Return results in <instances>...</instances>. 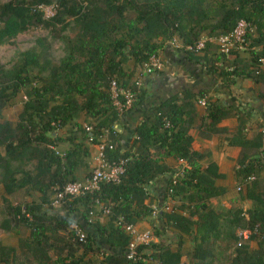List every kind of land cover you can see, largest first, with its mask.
I'll use <instances>...</instances> for the list:
<instances>
[{
	"label": "trees",
	"instance_id": "16d2710c",
	"mask_svg": "<svg viewBox=\"0 0 264 264\" xmlns=\"http://www.w3.org/2000/svg\"><path fill=\"white\" fill-rule=\"evenodd\" d=\"M40 6L55 7L54 15L45 18ZM240 20L256 28V36L249 39L248 57L238 51L222 54L210 43L202 55L180 52L225 87L236 80H251L264 102V70L259 67L264 58V0H0V46L42 28L52 39L62 41L65 51L55 65L38 52L44 49L39 40L37 47L20 53L11 68L0 65V118L7 103L20 93L26 98L16 122L0 120V185L6 196L19 191L39 194L37 201L16 206L1 197L7 214L1 228L10 231L17 220L29 235L18 241V248L0 242V264H169L181 259L182 236L191 244L188 264H264V179L260 177L264 173V121L248 137L249 110L224 106L206 98L207 91L190 89L147 110L123 149L115 125L143 101L146 91L142 87L137 102L121 115L110 93L111 82L120 89H133L142 64L162 51L163 43L172 37L190 45L205 36L227 35ZM69 30L76 33L74 39L66 37ZM202 98L206 106L199 117L195 102ZM81 115L90 131L78 122ZM229 118L237 119L234 129L219 127ZM67 127L68 132L60 137ZM192 129L202 139L218 136L239 149L234 175L242 187L238 191L241 200L251 202L245 212L212 207L211 201L227 192L216 184L224 175L215 162L202 167L211 154L192 150ZM104 140L109 161L127 160L120 182L102 184L98 194L64 205L62 214L44 209L54 188L82 179L79 175L88 169L91 147ZM167 160H181L189 167L175 183L174 167ZM251 176L254 180L245 183ZM159 177H166V192L172 191L170 211H161V226L153 227L158 241L139 247L142 260H129L126 250L131 238L117 219L133 225L148 221L152 201L147 187ZM97 199L111 209L105 222L92 218L94 210L99 211ZM74 225L84 232L85 243L73 241ZM255 229L240 247L235 246L238 231ZM167 230L178 233L176 251L170 249ZM228 242L234 248L226 256L221 243ZM90 254L98 255L99 261L86 259Z\"/></svg>",
	"mask_w": 264,
	"mask_h": 264
},
{
	"label": "crops",
	"instance_id": "0c3cea01",
	"mask_svg": "<svg viewBox=\"0 0 264 264\" xmlns=\"http://www.w3.org/2000/svg\"><path fill=\"white\" fill-rule=\"evenodd\" d=\"M161 56L163 60L162 70L152 76L147 77L144 80L143 88L146 91L145 98L140 104L135 106L125 115L121 116L118 121L116 132L118 141L123 149H126L129 146L136 126L147 110L162 104L172 96H179L182 94V92L190 89H192L195 93H198V91L201 90L207 91V98L213 97V100H218V102L224 106H233L239 107L240 109L249 110L251 113V122L250 129L247 133L248 137L252 136L257 123L264 121V102L259 100L257 95L258 88L251 80H236L234 84L230 85L229 87H225L223 86V83L220 79L215 80L214 78L206 75L202 66L190 62L187 57L182 52H180V50L164 46L161 51ZM229 58L232 57L228 56V59ZM217 65L219 66L220 64ZM195 103L198 116L202 117L204 115L205 107L197 105V102ZM236 125L237 119L229 118L223 120L219 124V127H226L229 130H232L236 127ZM262 130H264V128ZM58 135L60 137L64 136V134L62 135L61 133ZM190 135L193 138L192 150L197 152L209 151L211 154L208 160L201 163L202 167L205 168L209 162H215L218 166L219 173L224 175V178L218 180L216 183L219 186L225 187L227 191L223 197L218 199V201L225 200V206L222 205L220 210L232 209V207H227L226 200L233 198V194L231 193L233 192V184H236L234 169L236 167V159L239 155V149L228 146L226 141H222L218 136H212L210 139H202L198 136L196 129H192L190 131ZM95 150V147H91V156H93ZM167 162L173 165L175 173H180L185 168H189L187 163L181 160L176 162L167 160ZM91 164L92 161L90 160V169ZM85 175L86 174L83 171L82 178H84ZM222 181H227L228 186L222 184ZM166 187V177L157 178V180H155L152 184H149L147 187L152 201V211L155 208L160 211L161 208L166 204H168L169 208H171V202L165 199V194L167 195ZM1 189L3 194L2 196L10 200V197L6 196L4 193L2 186ZM28 195L27 199H30V196L37 199L39 197V194L36 192H32ZM248 204H251V202L248 200L242 202L239 201L237 206H239V208L245 212L250 208V205ZM159 211L158 213H160ZM180 211L185 215L187 214L183 210ZM159 215L160 214L153 217L152 214V216L149 218V221H152V223L142 221L136 224V226L141 230L151 229L154 232L153 227L161 226ZM245 217L247 218V216ZM101 221L105 222L106 220L104 221L101 219ZM170 249L172 251H176L177 247L170 246ZM180 254L181 259L179 261L187 262L192 254L191 245L185 246V248H180Z\"/></svg>",
	"mask_w": 264,
	"mask_h": 264
},
{
	"label": "built area",
	"instance_id": "2783aa9c",
	"mask_svg": "<svg viewBox=\"0 0 264 264\" xmlns=\"http://www.w3.org/2000/svg\"><path fill=\"white\" fill-rule=\"evenodd\" d=\"M52 7V6H50ZM38 9L46 15L48 10L47 7L40 6ZM256 36V28L249 22L245 20H240L237 22L233 31L227 35H220L209 37H202L194 44L183 45L178 37H172L171 39L163 43L164 46L172 47L177 50H184L186 52L193 53L195 55H202L203 51L206 49L207 44H214L218 47V51L222 54L229 55L230 51H242L248 50L250 48L249 39ZM259 67L264 70V58L259 60ZM163 68V60L161 56V51L157 54L152 55L146 62L142 64L141 71L138 73L134 80V88L131 89H120L116 86L115 82L110 84V93L112 98V105L115 107L119 115H121L126 110L130 109L135 102H137L138 95L141 88L143 87L144 80L152 76ZM26 100V99H25ZM197 105L205 107L206 99L202 98L197 100ZM168 126V125H167ZM86 131H90L88 128ZM96 150L91 156V171L90 173L82 178L81 180L75 182L67 183L63 188H54L53 196L50 201V206L53 208H62L64 205L71 203L72 201L83 198L87 195L98 194L102 184H118L120 182L121 176L125 171V164L127 160H121L118 162L109 161L105 153L106 142L98 146H95ZM111 149V147H109ZM180 173H174L172 176L173 183L174 179L180 175ZM254 180V177H248L245 183H249ZM242 187H237V191H240ZM171 190L167 192V199L171 202L170 194ZM97 209L101 211L103 216H108L111 214V209L108 206H103L102 203L96 200ZM155 210V211H154ZM152 211L153 217L161 213V211L168 212L170 208L168 204L164 205L161 210L154 209ZM23 213L25 211L22 209ZM158 211L160 213H158ZM92 215V213H90ZM25 217L31 220L29 214H25ZM117 225L121 226L125 233L131 238L130 243L127 246L126 257L132 261L142 260V255L139 253V247L142 245H148L149 243H156L158 238L155 236L151 229L141 230L136 225L127 224L123 222L122 217L117 219ZM73 231V241L79 243H85L86 237L83 231H81L76 225L72 226ZM251 230L238 231L237 236L239 238L236 247H240L241 244L248 240L249 236L254 233ZM156 241V242H155ZM163 264V263H155ZM169 264H186L184 261L173 262Z\"/></svg>",
	"mask_w": 264,
	"mask_h": 264
},
{
	"label": "rangeland",
	"instance_id": "374dc122",
	"mask_svg": "<svg viewBox=\"0 0 264 264\" xmlns=\"http://www.w3.org/2000/svg\"><path fill=\"white\" fill-rule=\"evenodd\" d=\"M2 1H8V0H2ZM47 8H48V10L46 12V15H44V17L50 18L54 15L56 8L55 7H47ZM128 15H129V17H133V15H131V14H128ZM65 35H66V37H68L70 39H74V37L76 36V33L74 31L69 30V31L65 32ZM39 40H43L44 49L39 48L38 52L44 53V55L48 59H50L53 64L58 65L59 62L61 61V59L65 55L64 44L59 39H56V40L52 39L49 31L46 29H42V28L31 29V30H29L23 34L18 35L16 37V39H14L10 44L0 46V65L4 66L6 68H11L14 65V63L16 62L18 55L22 52H25V51L33 48V47H37V42ZM238 52L243 57H248L247 50H242V51H238ZM127 66L131 67L132 62H128ZM25 99L26 98L24 97L23 93H20L15 100L7 103L5 105V107L1 109L0 120H8V121H11L13 123L16 122L17 117L19 115V112L22 108V105H23ZM212 99H214V98L212 97ZM78 122L82 125L83 128H85V129L88 128L89 130H91V127L88 126L87 124H85L84 118L82 115L79 117ZM68 128L69 127L60 131V133L62 135L65 134L66 132H68ZM89 172H90V165L88 166V169H86L84 171V173L86 174L85 176H87V174ZM79 176L81 178L83 177V171L81 172V174ZM260 177H261V179H264V173L261 174ZM222 184H224L225 186H228L227 181H222ZM237 187H238L237 184H233V187H232L233 192L231 193V194H233L232 195L233 198L226 200L227 207H232V210H236V209L242 210L241 208H239V206H237L239 201L242 202L241 194H240V192L237 191ZM2 195H3L2 189L0 186V242L4 245L13 246L15 248H18V241L20 239L27 238L29 235V230L26 227H24L23 225H21L17 220H14L12 222V227H11L10 231H5L1 228L2 221L7 218V214H6V212L4 210V206H3V200L1 199V197H3ZM52 196H53V194L49 197L50 201L52 199ZM9 197H10V200L9 199L8 200L10 201V203H12L13 206L23 205V204H27V203L38 200L37 198H35V197L33 198L31 196H30V199H27V194H25L23 191H19V192L15 193ZM224 201H218V199H215V201L211 202V205L215 209H220V208H222V205L225 206ZM173 205H176V203L175 204L173 203ZM177 205H179V203H177ZM248 205H250V207H251V204H248ZM44 209H48V212L53 213V214L63 213L62 208H60V209L59 208H53L52 206H50V204H48L47 207L45 206ZM176 210L179 213L184 214L180 211L179 208H176ZM97 217H100L104 221L106 220L105 216H103L102 214L100 215L99 211L94 210V214H93L92 218L95 219ZM148 221H149V219H148ZM148 221H146V222H148ZM148 223H150V222H148ZM71 229H72V227H71ZM166 236L171 241V242L168 241L169 245L172 247H174V246L177 247L178 237L176 238V236H178V233L174 232L173 230H167ZM189 243L190 242L188 241V238H186V236H182L181 242H180L181 248H185V246L191 245ZM250 247L252 249H255L257 246L254 242H251ZM233 248L234 247H233L232 243H230V242L221 243V250L225 249L226 256L230 255V253L233 252ZM86 259H89L92 263H94V262L96 263L99 261V256L90 254L86 257ZM185 263L188 264V261Z\"/></svg>",
	"mask_w": 264,
	"mask_h": 264
},
{
	"label": "water",
	"instance_id": "95a60500",
	"mask_svg": "<svg viewBox=\"0 0 264 264\" xmlns=\"http://www.w3.org/2000/svg\"><path fill=\"white\" fill-rule=\"evenodd\" d=\"M115 128L117 129V125H115Z\"/></svg>",
	"mask_w": 264,
	"mask_h": 264
}]
</instances>
